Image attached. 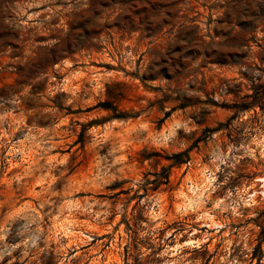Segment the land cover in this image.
<instances>
[{
	"label": "rangeland",
	"instance_id": "1",
	"mask_svg": "<svg viewBox=\"0 0 264 264\" xmlns=\"http://www.w3.org/2000/svg\"><path fill=\"white\" fill-rule=\"evenodd\" d=\"M264 0H0V264H264Z\"/></svg>",
	"mask_w": 264,
	"mask_h": 264
},
{
	"label": "bare ground",
	"instance_id": "2",
	"mask_svg": "<svg viewBox=\"0 0 264 264\" xmlns=\"http://www.w3.org/2000/svg\"><path fill=\"white\" fill-rule=\"evenodd\" d=\"M260 181H264V177L263 178H259Z\"/></svg>",
	"mask_w": 264,
	"mask_h": 264
}]
</instances>
